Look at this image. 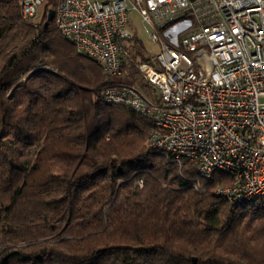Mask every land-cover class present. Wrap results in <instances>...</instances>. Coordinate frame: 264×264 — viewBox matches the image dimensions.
<instances>
[{
	"label": "trees",
	"instance_id": "16d2710c",
	"mask_svg": "<svg viewBox=\"0 0 264 264\" xmlns=\"http://www.w3.org/2000/svg\"><path fill=\"white\" fill-rule=\"evenodd\" d=\"M57 1L35 25L0 0V264H264V202L231 205L220 177L151 145V121L104 102L150 95L143 40L112 78L45 26Z\"/></svg>",
	"mask_w": 264,
	"mask_h": 264
},
{
	"label": "built area",
	"instance_id": "2783aa9c",
	"mask_svg": "<svg viewBox=\"0 0 264 264\" xmlns=\"http://www.w3.org/2000/svg\"><path fill=\"white\" fill-rule=\"evenodd\" d=\"M47 0H21L37 25ZM157 54L137 65L150 95L107 87L105 103L151 121L150 143L197 165L233 206L264 202V0H58L56 29L107 75L125 74L141 38ZM139 186H143L139 181Z\"/></svg>",
	"mask_w": 264,
	"mask_h": 264
},
{
	"label": "rangeland",
	"instance_id": "374dc122",
	"mask_svg": "<svg viewBox=\"0 0 264 264\" xmlns=\"http://www.w3.org/2000/svg\"><path fill=\"white\" fill-rule=\"evenodd\" d=\"M44 11H45V5H43L40 9H39V17L36 18V23H40L42 18H43V15H44ZM138 27H139V32H140V36H141V39L143 40L144 42V45L146 47V50L148 51V53L150 54H157L159 52V49L157 46L153 45L149 39H148V36H147V33L144 31V29L142 28V25L140 24V21L138 20ZM140 80V79H139ZM137 84H140L139 81L137 82Z\"/></svg>",
	"mask_w": 264,
	"mask_h": 264
},
{
	"label": "water",
	"instance_id": "95a60500",
	"mask_svg": "<svg viewBox=\"0 0 264 264\" xmlns=\"http://www.w3.org/2000/svg\"><path fill=\"white\" fill-rule=\"evenodd\" d=\"M54 16H55V10H54V9H50V10L48 11V21H47V23L45 24L46 27L48 26V24H49L51 21H53Z\"/></svg>",
	"mask_w": 264,
	"mask_h": 264
}]
</instances>
